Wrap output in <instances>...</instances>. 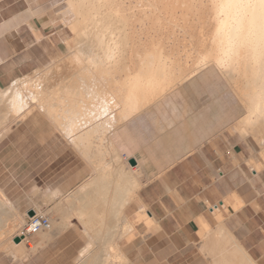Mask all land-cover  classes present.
Returning <instances> with one entry per match:
<instances>
[{
    "label": "bare ground",
    "instance_id": "obj_1",
    "mask_svg": "<svg viewBox=\"0 0 264 264\" xmlns=\"http://www.w3.org/2000/svg\"><path fill=\"white\" fill-rule=\"evenodd\" d=\"M61 14L62 24L72 35L67 54L33 77V83L32 77L24 78L27 75L0 88V140L12 124L33 111L61 133L67 130L62 127L65 120H97L96 132L107 140L102 144V137L98 139L105 144L95 145L102 157L100 152V159L90 164L92 179L81 188L97 189L112 181L115 190L108 209L112 212H108L115 217L123 215L148 181L137 159L134 166L128 162L135 158L142 138L155 133L153 141L160 145L161 155H172L169 164L210 140H203L206 124L201 112H196L199 101L211 103L209 123L224 119L223 128L245 142L252 138L264 157V40L258 20L249 32L247 20L237 25L221 0H64ZM223 107L228 110L221 111ZM166 109L183 114L179 124L169 120L176 135L156 128V120H168L163 115ZM133 130L138 137L132 138ZM98 189L93 190L95 196ZM82 193L85 190H79ZM75 195L56 205L61 216L54 228L69 226L65 214L71 217L77 212L71 209ZM58 197L61 193L53 191L46 199ZM17 217L0 190V248L4 251L22 247L5 237L17 227ZM8 221L10 228H6ZM103 221L107 223L98 227L103 233L96 234V240L88 234L92 241L81 250L76 264L125 262L116 240L128 235L129 223L119 225L115 234L112 224Z\"/></svg>",
    "mask_w": 264,
    "mask_h": 264
},
{
    "label": "crops",
    "instance_id": "obj_2",
    "mask_svg": "<svg viewBox=\"0 0 264 264\" xmlns=\"http://www.w3.org/2000/svg\"><path fill=\"white\" fill-rule=\"evenodd\" d=\"M43 1L0 0V88L41 70L65 50L64 31L51 24L48 11L37 12L47 2ZM131 135L138 137V132ZM8 137L0 140V146ZM8 144L0 150L3 156ZM171 158L148 142L141 141L136 148L132 159L140 162L148 181L123 211L130 225L125 238H132L121 243L125 264H264V169H249L246 145L232 136H217L169 164ZM50 159V193L59 191L63 196L94 190L81 188L89 172L84 165L77 168L69 146L60 153L57 147ZM63 164L66 178L58 182ZM6 171L3 167L1 174ZM13 189L15 193L6 197L19 211L28 212L30 208L20 201L21 188ZM111 203L108 199L106 205ZM78 238L70 227L40 232L29 238L34 253L16 258L2 255L0 264H74L87 246L79 251Z\"/></svg>",
    "mask_w": 264,
    "mask_h": 264
},
{
    "label": "rangeland",
    "instance_id": "obj_3",
    "mask_svg": "<svg viewBox=\"0 0 264 264\" xmlns=\"http://www.w3.org/2000/svg\"><path fill=\"white\" fill-rule=\"evenodd\" d=\"M63 7H64V0H47V2H44V4L41 5V7L38 9L37 12L42 11V10L48 11V14H50L53 18H49L47 16H41V17L49 18L51 24H53L58 29H62L64 31V35L66 36V40H68L70 37H72V35L70 36L67 28L62 24L64 19L62 18L63 16L61 14V10L63 9ZM66 54H67V48L65 45V50L63 51V54L57 58L62 59L65 57ZM55 60L52 61V63H50L49 65H52L53 62H55ZM47 66L39 70L38 73L37 72L36 74L32 73L28 77H24V78L29 79L30 77L35 78L39 76L41 72H43L47 68ZM34 78L31 83L34 82ZM198 95L199 93L195 97H198ZM200 96L202 97V95ZM196 107H197L196 112L197 111L201 112L200 117L206 124V126L204 127L205 137L203 140H205V138L207 137H209L211 140L212 138H215L217 136H232L235 138V140H240L246 145L249 151V154H250V158H249L250 160L249 159L248 160L250 161L251 165L249 164L247 160V165L249 169L254 170L255 172H259L260 170L264 169V157L262 156L261 152H259L260 147L257 145V143L252 138H248V141L245 142L238 135L236 134L232 135L230 131L226 129V127L223 128V126L225 125L224 119L218 120V121L212 120V122L209 123L208 120H210L209 116L211 114V111H210L211 103L199 101L196 103ZM227 110L228 109L226 107L221 108V111L223 112ZM164 114L166 115L165 117L168 118V120H162V118H159L158 120H156L157 122L156 124H158L156 128L157 129L159 127L164 128L162 129L163 131L160 130L158 132L163 133L164 130H166L164 133L171 131L170 133H172V135H176L175 134L176 132L172 130L173 128H171L173 125H171L170 122H173L174 124H177V123L179 124L183 117L182 116L183 114H180L178 112L174 113L167 109L164 110L163 115ZM67 122L68 121L65 120L64 123L67 125L65 126V124H63L62 126L64 128L66 127L67 130L65 131V129L63 128L65 132L61 133L57 131L48 120L40 117L37 111H33L30 116L23 119L22 121L17 122L16 124L14 122H12L14 124L11 123L12 129L10 130V132L6 131L8 133L5 132L3 136L4 138L5 136L8 135L9 136L7 139L8 141L6 140L0 146V150H1V148L4 145L8 144V142L11 141V144H8L9 148L6 150L7 153L4 152L3 153L5 154L4 156L0 154V190L5 196H11L15 193V189H13V187L15 185H18L21 188L20 201H22V203L26 205L25 208L29 207L30 210L35 209L36 213L39 212L40 214L47 215L49 217L50 229L46 232H43V234L45 233L47 234L52 231L61 232L69 227L73 228L79 234V238L75 241V247H77L80 251L82 248L86 246L87 243L92 241V239L96 240V237H95L96 234L103 233V230L99 231L98 227L101 222L102 224L103 222H105L103 221L104 219H106V221L113 219V221L111 222H113L116 227V228L114 227L115 234H117V232L120 230V226L123 223H127L128 221L125 215L119 214L117 217H115L114 215L112 216V213H110L112 212V210L111 211L108 210L110 209V207L106 205L107 201L108 199L112 201L111 195H113L114 190H115L114 183L113 185H110L112 184V181H111V182H108L110 183L108 185H106L107 183H103L102 185L100 184V188L98 187L100 189L99 191L100 193H98L99 195L97 194V196H95L97 193L95 191L98 189L97 188L98 184L93 186L97 188V189L93 188L95 191L89 190L90 192L86 191L85 193H82V194H79V191L78 192L74 191L70 193V194L77 195V196L75 195L76 201L71 199L72 201L76 202L75 203L76 205L74 204L71 207V209L77 210L78 213L72 212L73 215L71 214V217H70V214L69 215L65 214V215L68 216L67 217L68 219L70 218L69 220L74 219L75 220L74 224L70 223L69 226H64L59 229L54 228V226H56V224L60 222V216H61L60 213H56L55 207L56 205L60 204L65 198H68L69 195H63V197L61 196V198L59 197L55 198L57 200L51 199L50 202L48 199H46L48 197V194L50 193V190H49L50 177H51V175L49 174L50 172L49 163L51 160L50 156H55V151L57 147H58V152L60 153L62 151L64 152L66 147L69 146V148L73 150V154L75 157L74 162L78 163L77 168H79L81 165H84V167L87 169V172H89L85 182L90 181L92 179V177H90L92 174L90 164L102 157V152H101L102 150L99 148L101 146H105V144L104 145L102 144L105 143V141L107 140V136L105 135L102 136L100 135V133L96 132V130L98 131L97 125L99 124L97 123V120H94L91 123H85V121L83 120L77 121V122L75 121H72L69 123ZM75 123H77V125H75ZM154 136H155V133L153 136L149 135L150 138L149 137L142 138L141 141L148 142L151 148H154V150L160 151V148H161L160 145L153 141ZM98 139L101 140L102 144L99 143L100 141ZM77 144L79 146H77ZM95 145L96 146L100 145V147L99 148L95 147ZM98 149H99V152H97ZM99 153L101 154V156L99 155ZM62 157H65V154H63ZM124 157L125 156H122V159ZM105 158L109 160L108 156H106ZM64 166L65 165L63 164L61 168H64ZM3 167L8 169V171L1 174ZM127 169L126 170L128 171V173H130V169L129 168ZM126 170H125V173H126ZM64 171H65V168L63 169V171L59 172L58 182H61L66 178V175L62 173ZM54 180H55V176H54ZM107 188L108 189L112 188V190L111 189L108 190ZM102 193L105 194V197ZM86 200H88L89 202ZM87 204H89L91 207L90 206L87 207L88 206ZM12 205L14 206L16 213L19 214L16 219V223L18 225L15 228H11V232L8 234H5L6 236L5 235L4 236L6 237V239L9 237L8 239L13 241L14 237L19 236L18 234L26 222L27 212H24L23 210L19 211L14 204ZM101 213H104V214H101ZM106 215L108 216V218L106 217ZM6 224H7L6 228L8 227L10 228L12 225V222L8 221ZM140 224H143V223H140ZM88 234L92 236V239L88 237L89 236ZM121 237L120 238L117 237L118 240L116 241L120 247L119 248L120 252L123 253V248L121 247V243L129 242L132 238L127 239L124 236H121ZM19 238L22 239L21 237ZM15 244H18V243H15ZM19 244H21L20 241H19ZM12 251L14 252L15 255L10 254V253H13ZM34 251H35V247L33 243L29 242V238H28V240H26L25 244L22 247L11 250L10 252L8 250L4 251L0 248V256L3 255L6 258H10L11 256H13L14 258H16L17 254L26 255V254L34 253ZM78 253H77V256H78ZM75 261H76V258H75ZM75 263L76 262H74V264ZM125 263L126 262H123L117 259L108 264H125Z\"/></svg>",
    "mask_w": 264,
    "mask_h": 264
},
{
    "label": "snow or ice",
    "instance_id": "obj_4",
    "mask_svg": "<svg viewBox=\"0 0 264 264\" xmlns=\"http://www.w3.org/2000/svg\"><path fill=\"white\" fill-rule=\"evenodd\" d=\"M221 2L237 25L247 20L249 32L255 29L258 20L260 35L264 40V0H221Z\"/></svg>",
    "mask_w": 264,
    "mask_h": 264
},
{
    "label": "built area",
    "instance_id": "obj_5",
    "mask_svg": "<svg viewBox=\"0 0 264 264\" xmlns=\"http://www.w3.org/2000/svg\"><path fill=\"white\" fill-rule=\"evenodd\" d=\"M31 211H33V215L31 217L26 215V222L19 232V236L16 237L27 238L28 240L31 236H34L39 232H46L50 229V220L47 215L40 214L39 212L36 213L35 209H31Z\"/></svg>",
    "mask_w": 264,
    "mask_h": 264
},
{
    "label": "water",
    "instance_id": "obj_6",
    "mask_svg": "<svg viewBox=\"0 0 264 264\" xmlns=\"http://www.w3.org/2000/svg\"><path fill=\"white\" fill-rule=\"evenodd\" d=\"M128 162H129L130 165H133V166L136 164V162L133 159H130ZM27 215L29 217H31L33 215V211H31V210L28 211ZM19 241H20V238H18V237L13 238V242L14 243H19Z\"/></svg>",
    "mask_w": 264,
    "mask_h": 264
}]
</instances>
